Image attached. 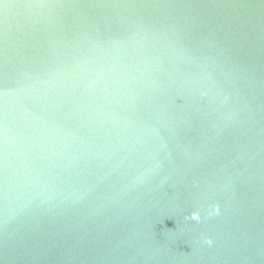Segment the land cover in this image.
I'll use <instances>...</instances> for the list:
<instances>
[{
	"label": "water",
	"instance_id": "obj_1",
	"mask_svg": "<svg viewBox=\"0 0 264 264\" xmlns=\"http://www.w3.org/2000/svg\"><path fill=\"white\" fill-rule=\"evenodd\" d=\"M0 264H264V0H0Z\"/></svg>",
	"mask_w": 264,
	"mask_h": 264
},
{
	"label": "clouds",
	"instance_id": "obj_2",
	"mask_svg": "<svg viewBox=\"0 0 264 264\" xmlns=\"http://www.w3.org/2000/svg\"><path fill=\"white\" fill-rule=\"evenodd\" d=\"M207 94H208L207 91H203V90L200 91V95L201 96H206ZM214 209H215V215H220L221 214V208H220L219 204H216L214 206ZM192 218L193 219H198L199 217H198L197 214H193ZM206 243H208L209 246L212 245V241L211 240H207Z\"/></svg>",
	"mask_w": 264,
	"mask_h": 264
}]
</instances>
